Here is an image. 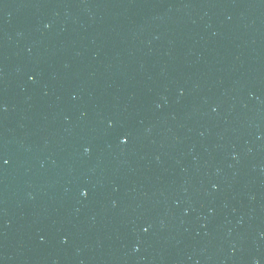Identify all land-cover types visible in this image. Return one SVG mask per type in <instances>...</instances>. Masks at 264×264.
Here are the masks:
<instances>
[{
	"label": "water",
	"instance_id": "obj_1",
	"mask_svg": "<svg viewBox=\"0 0 264 264\" xmlns=\"http://www.w3.org/2000/svg\"><path fill=\"white\" fill-rule=\"evenodd\" d=\"M0 264H264V0H0Z\"/></svg>",
	"mask_w": 264,
	"mask_h": 264
}]
</instances>
